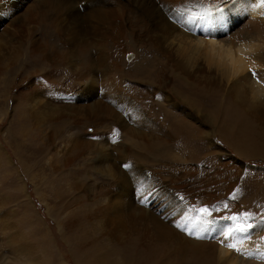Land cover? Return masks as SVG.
Returning <instances> with one entry per match:
<instances>
[{"label": "rangeland", "instance_id": "obj_1", "mask_svg": "<svg viewBox=\"0 0 264 264\" xmlns=\"http://www.w3.org/2000/svg\"><path fill=\"white\" fill-rule=\"evenodd\" d=\"M37 1L30 0L18 15L24 16L28 6ZM181 1L171 3L175 13H181L182 17H186L203 12L201 14L203 17L210 15L213 21V26L211 23L207 24L206 20L200 25V28L206 30L207 33L189 30L182 23L183 30H178L175 34L176 52L173 54V62L182 63L191 74L188 73L189 79L184 80L180 68L176 66L171 76L170 86L177 84L179 86L180 83L182 86H187L190 82L196 84L201 90L197 97L202 102V105L198 106L201 111L190 108L186 102L173 94L170 86L167 89H157L141 79H122V88L125 86L135 88L152 99L156 98L152 92H162L160 95L170 94L171 101L176 104V107L170 110L181 118H185L188 126H191V131L192 128L194 129L192 133H189L190 135L188 132H183V134L179 130L176 133L174 129L172 130L176 127L174 124L170 130L167 129V132H164L165 134L171 133L169 137H166L171 149L175 150L176 146L177 148L184 146V149H177L175 153L173 152L176 156H173L174 159L171 155L168 156L169 159L167 157V160L160 156L155 159L157 161L155 164L154 157L149 155L152 149L143 145L134 147L136 150L131 148L135 152L129 151L124 159L127 156L132 158V154L142 155L140 157L145 158L142 163L145 173L150 172L151 169L154 170L153 177L156 175V181L153 183L157 184L158 191L155 192L154 199L152 198L150 202L149 210H153L160 219V227H168L178 232L173 238L176 247L184 243L183 245L187 248L183 255H181L183 253L181 250L179 252L180 247L176 248L177 253L173 256L174 264L181 263L179 261L183 259V256L189 261L187 264H192V260L200 256H211L214 264H264V123L259 117L250 113L246 107L239 104V93H245L253 100L264 99V73H255L249 83H242L239 87L235 85L244 73L264 68V61L262 63L251 56L255 48L264 50V32L261 31L262 23L264 24V0H240V2L238 0H187V4ZM158 2L162 3L163 0H158ZM259 10L261 12L257 13ZM18 15L11 16L10 11H5L0 17V264H60L62 256L67 264H76L71 255L72 251L78 259L79 255H83L84 250L90 246L84 245L80 253L75 251V245L78 246V242L75 244H72L70 240L65 242L62 229L59 228L61 227L60 220L64 219L66 223L67 219H74L76 223L74 227H77V231L81 229L83 232V227H94L98 234L99 227H104L101 221L105 219L102 210L105 209L107 203L112 204L115 201L114 197L117 196L116 189L119 184L115 181L106 182L105 176L97 172L92 163L88 167L85 162L86 172L82 171L81 168L84 169V166L79 160H76V163H81L76 167V180L71 177L61 180L57 177L59 176L58 159L62 157L64 148L60 144V139L54 143L45 136L52 132L51 124L57 121L44 114L37 116L36 103L33 98L39 96L45 100L48 99L47 101L53 104L68 107L76 104H90L104 100L106 94L115 89L112 86L114 79L116 78V82L120 79L114 70L108 71L105 75H102L99 70L100 80L93 87L95 90L93 97L85 100L83 97L85 93L88 96L92 90L86 88L78 94L81 84L75 80L73 68L66 61L60 65V68H54L51 59L47 58L44 59L43 69L38 71L32 69V73H29L28 64L26 65L28 32L21 31L23 21L17 17ZM50 18L51 14L48 15L47 20L52 19ZM6 29H11L12 34L7 35ZM53 30V26L42 24L33 38L37 37L44 42H49L50 39L51 43L60 44L57 47L58 50H67L68 46L63 45L64 42L60 41ZM126 31L129 35L131 29L128 28ZM50 33L55 34L53 42ZM144 42L135 40V43L140 45ZM241 44L247 49L252 47L253 51L242 58L248 63V70L245 69L233 76L231 69L235 63L234 60L238 61L241 58L236 57L235 59L224 50L231 48L234 56L236 53L239 55L237 48ZM129 46L122 58L124 63L132 66L137 52ZM93 47L91 51L96 49L95 46ZM54 69L57 70L54 71ZM211 75L212 81L210 79L207 81V76ZM209 92H218L220 95L215 98V95ZM125 96L130 103L134 101L135 105L137 102V108L145 110L144 112L139 110L142 115L145 117L150 115L145 109L146 105L138 103L132 95L125 93ZM79 99L84 102H79ZM231 105L237 107L245 115L243 121L247 127L242 128V131L238 130L240 136L233 135L238 129V117L233 116L234 110L231 109ZM25 107H27V118L22 121L25 122L26 130L15 135L14 138L8 132L10 122L16 114V108L20 110ZM134 111L138 113L136 109ZM148 111L150 112V109ZM86 116L88 118L85 121L86 124H72L68 134L82 133L96 142L105 141L106 136L110 137L114 134L110 139L114 144L119 142V135L115 134L114 130L111 132V129H106L107 135L106 131L102 132L101 129L95 127L96 122H91V118L94 117ZM74 118L68 115L66 120ZM160 120L165 121L161 118ZM223 122L229 123V126L234 124L231 126L233 131L231 133L228 131L232 135H228V132L227 135L226 132L222 134ZM117 124V121H112V125L118 128ZM150 125L149 127L156 126L154 120H151ZM149 127L146 126L144 129L150 132ZM164 133L159 135L162 136ZM227 136L233 144L231 142L229 144L225 139ZM23 139L26 142H23ZM14 146L18 148L17 153ZM39 146L42 147L39 148ZM97 155L94 152L92 155L94 158L91 161H95ZM19 157L28 160V173L24 171ZM115 157L118 158L117 152ZM35 159L38 160H36L38 164L34 166L32 161ZM80 180L86 190L82 189L79 192L75 181ZM145 182L142 184L147 185ZM148 182L154 185L151 180ZM134 183L132 181V185ZM159 189L164 191L161 196L158 195ZM135 197L138 195L136 194ZM178 197L183 199V205L180 207L177 205ZM139 204L143 206L141 202ZM225 204L227 208L224 207ZM202 207H207L211 212V216L206 218L215 221L206 234L199 232L189 235L176 227L177 224L185 226L189 218L203 215L198 211ZM96 208L99 209L96 211ZM244 213L248 216L244 217ZM234 214L239 216L238 220L224 219ZM247 224L252 227L235 233V237H228L224 243L221 242L222 231L227 232L230 227L235 228L237 225L244 227ZM127 226L137 227V224L128 221ZM197 235L205 236V238L198 239ZM104 238V242L111 246L117 245L118 247L120 244L116 240L110 241L108 236ZM227 243H235L239 251L230 249Z\"/></svg>", "mask_w": 264, "mask_h": 264}, {"label": "bare ground", "instance_id": "obj_2", "mask_svg": "<svg viewBox=\"0 0 264 264\" xmlns=\"http://www.w3.org/2000/svg\"><path fill=\"white\" fill-rule=\"evenodd\" d=\"M29 1L30 0H10V7L9 5H4V8L7 9L5 11H10L11 16L15 14L18 15ZM177 1L180 0H163L162 3L158 2V0H38L36 3L28 6V10L25 12L27 16H20L22 14L17 16L23 21V24H21V31L23 33L28 32V60H26V65L28 64L29 73H32V69L35 71L43 69L45 67V65H43L45 63L44 59L47 58L51 59L53 64L52 67L54 68H60V65L66 61V63L73 68L75 80L79 81L81 84L78 94L79 92H83L86 88L92 90L88 96H86L85 93V96H83L85 100L93 97V91H95L93 87H95L100 80V71L102 75H105L108 71L114 70L115 74L118 75L120 79L119 81L117 80V82L116 78L114 81L112 80L113 83H111L115 89H113L112 92H108L104 100L94 101L90 104H76L68 107L53 104L47 101L48 99L45 100L39 96L33 98L36 103L37 116L40 117L44 114L57 121L51 124V128H53L52 132H50L49 135L48 133L45 135L50 142L52 141L55 143L57 139H60V144H62L64 148L62 157L58 159L59 176L57 177L61 180H67L69 177L76 180V167L82 163L81 165L84 166V169L81 168V170L86 172V162L88 167H90V163H92L95 170L105 176L106 182L115 181V183L119 184V187L116 189L117 196L114 197L115 201H113L112 204L107 203L104 207L105 209L102 210L105 219H101L104 227H99L97 230L100 235L96 233L94 227H83L85 228H82L83 232H81V229L77 231V227H74L76 225L74 219H67L66 223L64 219L60 220L61 227L59 228L62 229V237H64L65 242L66 240H70L72 244L78 242V246L75 245V251L80 253V249L84 245L90 246V248L84 250L83 255H79L78 259H76L72 251L71 255L76 264H174L173 256L177 253L176 248L180 247L178 248L179 252L180 250L183 252L181 255L187 250L186 245H183L184 243L176 247L173 238L178 232L168 227H160V219L157 218L153 210H149L150 202L154 199L155 192L158 191L157 184L153 183L156 181V175L153 177L154 170L151 169L150 172L145 173L146 171L142 165L145 158L140 157L142 155L137 156L132 154V158H130V156L129 158L128 156L126 159L124 158L129 151H132L131 148L134 150L136 147L143 145L152 149L149 155L154 157L155 164L157 162L155 159L160 156V158H166L165 160H167V157L171 155L172 159H174L173 152L177 149H184V146H179L180 148L176 146L175 150L171 149L169 140L166 138L169 137L171 133L165 134L164 132H167V129L170 130L174 124L176 127L174 126L175 128H172V130L174 129L176 133L179 130V132H188L189 134L190 132L192 133L194 129L192 128L191 131V126H188L189 124L186 122L185 118H181V116L176 114L173 110H170V108L176 107V104L171 101L172 98L170 94H161V96L160 93L162 92H152L153 96H156L155 99H152V97H148L144 92L136 90L135 88L131 89L129 86L122 88L123 85L121 86L122 79L135 78L138 80L141 79V81L144 80L151 87L167 89L170 86L171 76L176 66L180 68L183 79H189V74L191 73L188 72L185 65L182 63L175 64L173 62V54L176 52L175 34L178 30H183L181 28L182 23L185 28H189V30L192 31H201L202 33H207V31L200 28V25L204 22V20L201 19V17H203L201 15L203 12L182 17L181 13H175L174 9L171 7V3ZM182 1H184L185 4L188 3L187 0ZM238 1L240 2V0ZM79 4H81V6H79ZM260 12V10L257 11V13ZM50 14L52 19L50 18L51 20H47ZM42 24L53 26V32L57 34L60 41L64 42L63 45L68 46L67 50H58L57 47L60 44L53 42L55 41V37L53 36L55 34L52 35L50 33L53 43H51L50 39L49 42H44L37 37L33 38V35H35ZM207 24L209 23L207 22ZM211 25L213 26V21ZM262 26L261 31L264 32L263 23ZM128 28L131 29L129 32L131 36L126 34L128 33V31H126ZM5 33L10 35L12 34V30L6 29ZM135 40L145 42L140 45L136 44ZM129 45L134 52H137L132 66L124 63L122 58ZM93 46H95L96 49L91 51L94 49ZM237 49L239 55L236 53L235 56L231 48L224 50L235 59L236 57L241 58L238 61L234 60L235 63L233 69H231L233 76L240 74V72H243L245 69L246 71L248 70V63L242 58L253 51L252 47L247 49L243 44ZM251 56L263 63L264 50L255 48ZM37 64L38 66H35ZM260 69L258 68L256 71L251 70L244 73L238 78L235 85L239 87L242 83H249L253 77V73H264V68ZM56 70L54 69V71ZM209 79L212 81V75L207 76V81H209ZM170 88L173 94L186 102L190 108L200 110L198 106L202 105V102L197 97L200 95L201 90L196 84L190 82L187 86H182V83H180L179 86L177 84L170 86ZM9 92L10 90L7 96ZM125 93L134 96V98L138 100V103L146 105L145 109H147L150 115L147 117L142 115L141 112L145 110L137 108V102L135 105L133 104L134 101L130 103ZM209 93L214 94L215 98L220 95L218 92ZM156 94H158V96ZM239 101L241 106L246 107L250 113L259 117L264 123V99L259 98L258 100H253L248 98L245 93H239ZM79 102L84 101L79 99ZM231 107V109L234 110L233 116L238 117V129L233 135L240 136V131L238 130L242 131V128L247 127V124L243 121L245 115L237 107L232 105ZM134 109H136L138 113H136ZM149 109L150 112L148 111ZM139 110H141V112ZM26 113L27 107L20 108V110L16 108V114L10 122L8 131L14 138L15 135L23 133V131L26 130L25 122L22 121V119L27 118ZM68 115L75 118L67 121L66 117ZM86 115L94 117L91 118V122H96L95 127L101 129L102 132L106 131L107 134L106 129H111V132L114 130L115 134L119 135V142L114 144L112 139H110L114 134L110 137L106 136L105 141L99 142L88 139L85 135H82V133H79V135L77 133L74 135L71 133L68 134L73 125L79 123L86 124L85 121L88 120ZM129 115L131 117H129ZM160 118L165 121L161 122ZM157 119L159 121H157ZM151 120H154V125L156 126L149 127L151 126ZM112 121H117L118 128L112 125ZM147 121H149V123H147ZM15 122L16 124H14ZM234 122L236 121L234 120ZM146 126L149 127L150 132L148 129H144ZM231 126H229V123L223 122L221 129L222 134L226 132L227 135L228 131L231 133V131H233ZM181 127H183V129H181ZM172 130L171 132H173ZM162 132L164 136L159 135ZM229 132L228 135H232ZM65 133L67 134L64 135ZM196 138L198 139V137ZM225 139L229 144L230 142L233 144V141H230V137L227 136ZM116 141L115 139V142ZM23 142L26 141L23 139ZM40 147L42 146H39V148ZM14 149L15 152L18 151L17 146H14ZM241 150L243 149L241 148ZM42 152H44V150ZM94 152L98 155L95 157V161H91V159L94 158L92 156ZM116 152L118 158L115 157ZM147 157L149 156L147 155ZM19 159L24 171L28 173V160L23 157H19ZM172 159L170 158V160ZM9 160L8 158V161ZM36 160L37 159L32 161L34 166L38 164ZM76 160H79L81 163H76ZM161 162H163V160ZM150 180L154 185L148 182ZM132 181L135 182L133 185ZM75 182L79 192L82 189L86 190L81 180ZM144 182L147 185L142 184ZM141 193L144 195L142 196ZM163 193L164 191L159 189L158 195L161 196ZM136 194L138 197H135ZM141 199L144 200V203H141L143 206L139 204ZM182 201V197H178V207L183 205ZM81 207L82 206H80V208ZM97 209L99 208H96V211ZM93 212H95V210ZM93 212H91V214ZM168 216L170 217L171 214ZM128 221L137 224V227H128ZM143 222L144 224H142ZM106 236L111 239L107 238L110 241H119L120 244L118 247L117 245L111 246L104 242V237ZM123 242L126 244L123 245ZM209 246L214 247L212 245ZM210 257L211 256H200L192 260V264H214L213 259ZM62 258L60 264H67ZM187 261L188 260L183 256V259L179 262L187 264L189 262Z\"/></svg>", "mask_w": 264, "mask_h": 264}, {"label": "snow or ice", "instance_id": "obj_3", "mask_svg": "<svg viewBox=\"0 0 264 264\" xmlns=\"http://www.w3.org/2000/svg\"><path fill=\"white\" fill-rule=\"evenodd\" d=\"M4 5H9L10 7V0H0V17L3 16V12L7 9L4 8ZM202 20H206V22L211 23L212 22V18L209 15L208 17H201ZM253 75H255V73H253ZM127 167V166H125ZM141 195L143 196L144 194L141 193ZM141 203H144V200L141 199L140 201ZM225 208H227V204H225L224 206ZM199 213L203 214V215H197L194 218H189L188 221H186V225L185 226H181L179 224L176 225L177 228H180L182 232H187L189 235H195L196 233L202 232V233H207L211 226L215 223V221L209 220L206 217L211 216V212H209L207 207H202L199 210ZM244 217H247L248 214L244 213L243 214ZM224 219L226 220H232V221H236L239 219L238 215H231L228 217H224ZM190 225V227L188 226ZM252 225L247 224L244 227H241L239 225H237L235 228H229V230L227 232L222 231L221 232V236L223 237L222 239V243H224L225 241H227L228 237H235V233L237 232H243L245 231L247 228H251ZM196 238H205V236H200L197 235ZM227 247H229L230 249H235L237 251H239V249L237 248L235 243H227Z\"/></svg>", "mask_w": 264, "mask_h": 264}]
</instances>
